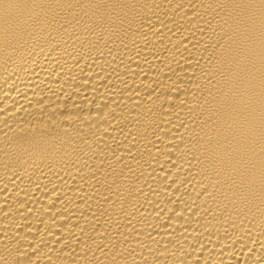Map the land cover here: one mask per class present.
Here are the masks:
<instances>
[{
    "label": "bare ground",
    "instance_id": "1",
    "mask_svg": "<svg viewBox=\"0 0 264 264\" xmlns=\"http://www.w3.org/2000/svg\"><path fill=\"white\" fill-rule=\"evenodd\" d=\"M0 264H264V0H0Z\"/></svg>",
    "mask_w": 264,
    "mask_h": 264
}]
</instances>
